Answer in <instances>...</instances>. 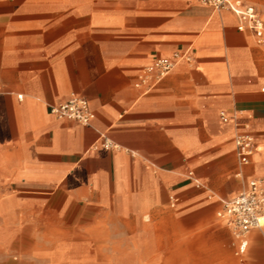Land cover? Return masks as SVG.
I'll list each match as a JSON object with an SVG mask.
<instances>
[{"label":"crops","instance_id":"obj_1","mask_svg":"<svg viewBox=\"0 0 264 264\" xmlns=\"http://www.w3.org/2000/svg\"><path fill=\"white\" fill-rule=\"evenodd\" d=\"M246 1L264 20V0ZM237 24L198 0H0V264H24L61 227L103 214L127 264L156 257L143 243L161 241L169 256L193 242L189 264H264V227L238 257L214 219L264 182V43ZM175 53L191 62L148 93L135 88L144 67ZM73 94L88 126L49 112ZM238 133L254 139L243 167Z\"/></svg>","mask_w":264,"mask_h":264},{"label":"built area","instance_id":"obj_2","mask_svg":"<svg viewBox=\"0 0 264 264\" xmlns=\"http://www.w3.org/2000/svg\"><path fill=\"white\" fill-rule=\"evenodd\" d=\"M198 2L214 11L228 10L232 12L238 20L237 31H250L257 44L264 43V20L254 4L246 0H198ZM180 60L190 63L191 57L188 53H175L171 59H155L142 69L134 85L135 88L142 90L143 93H148L173 70ZM1 88L0 81V90ZM18 99H21V96H18ZM48 108L49 112L57 119L73 121L82 126H88L92 119L87 101L74 94L70 95L65 102ZM219 117L223 123H228L230 120L224 112L220 113ZM234 144L239 165L241 167L248 165L254 154L253 137L246 133H238L234 138ZM102 146L106 149L116 147L108 140H105ZM188 175L192 176L191 173ZM170 200L175 202L174 197H170ZM217 217L223 219L230 230L235 255L242 257L248 247L250 232L264 227L263 180L252 179L245 190L223 204Z\"/></svg>","mask_w":264,"mask_h":264},{"label":"rangeland","instance_id":"obj_3","mask_svg":"<svg viewBox=\"0 0 264 264\" xmlns=\"http://www.w3.org/2000/svg\"><path fill=\"white\" fill-rule=\"evenodd\" d=\"M218 211L215 212L214 219L221 224L222 221L216 216ZM109 223L110 215L103 214L97 217L96 225L61 227L57 231V240L48 242L45 252L34 250L33 247L32 257L27 258L24 264L131 263L134 259L130 257L122 259L119 256L123 248V243L120 241V227L110 226ZM143 246L157 250L155 252L157 256L139 258V264H189L193 261L190 257L194 249L193 242L188 243L186 248L183 242H177L175 247L172 243L170 256L167 241L143 243Z\"/></svg>","mask_w":264,"mask_h":264}]
</instances>
